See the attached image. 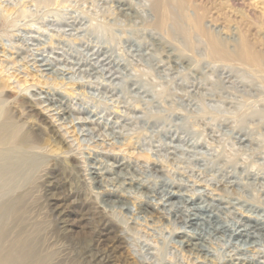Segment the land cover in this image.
Wrapping results in <instances>:
<instances>
[{"label": "rangeland", "instance_id": "rangeland-1", "mask_svg": "<svg viewBox=\"0 0 264 264\" xmlns=\"http://www.w3.org/2000/svg\"><path fill=\"white\" fill-rule=\"evenodd\" d=\"M60 1L0 0V112L30 138L0 143L3 247L38 264H264V0H169L166 20L165 0ZM244 40L260 66L235 57Z\"/></svg>", "mask_w": 264, "mask_h": 264}, {"label": "bare ground", "instance_id": "bare-ground-1", "mask_svg": "<svg viewBox=\"0 0 264 264\" xmlns=\"http://www.w3.org/2000/svg\"><path fill=\"white\" fill-rule=\"evenodd\" d=\"M169 3H170L169 0H167V1L165 0V2H164V5H165L164 6L165 15L164 16L165 17L164 16L162 17V18H164V20H166V17L169 14H171V12L169 11V9L171 8V7L169 8ZM170 5H171V3H170ZM180 6L183 7V4L180 3ZM158 8H159V6H158ZM163 14L164 13H162V15ZM172 17H173V14H172ZM204 18H205V16L203 14L198 13L195 15L194 18L191 19V23H192V26H193L195 31H198L202 35H205L207 37L208 33L206 31L207 29L204 26ZM171 20H173V19H170V21ZM208 37H209V41H210V45H211L210 46L211 56L213 58H218V59H220L221 57L222 58H226V57L228 58V56L225 55L226 53L224 54V49H223L224 46L216 38H214L212 36H208ZM235 57L238 58L239 60L243 61V62H246L247 64H251L254 67L260 66L261 58L255 54V52L253 51V48L250 46V44L246 40L242 41V43L240 44V46L237 50V53L235 54ZM41 63L42 62H40V64H39V67L41 69L40 72L48 71V69H45V67L46 66L48 67V65L47 64H41ZM42 69H44V70L42 71ZM1 84L2 83L0 81V89H2ZM42 95L43 94L39 93V95L36 99V100H38V105L42 106L44 109L46 108L45 110H47L49 112H52V111L57 112L59 120H61V117L64 116L65 113L67 114V112H66L67 110L62 108L63 101L61 99H53V98L49 97V94H45L44 96H42ZM0 117H1L0 118V143H4V142L9 143L10 142V144L11 143H13V144L17 143V145H27L29 143V140H30L29 135H27V134H21V136L18 135L19 134L17 131L18 129H15L13 124L10 121L11 120V112L9 110H6L5 112H2V110H1ZM70 117L71 116H68V118H70ZM20 131L21 130H19V132ZM15 153H16V151H15ZM96 176H98V174H96ZM127 184H129V183H127ZM208 222H213V221L210 220ZM191 223H193V222H191ZM262 224H263V226L260 229L264 230V222ZM223 229L224 228L216 227V231H222ZM253 230H254V232H257L259 229L257 226H254ZM184 234L185 235L182 237V238H184V240L182 241V245H186L187 243H189L191 241V238H195V237H191V235H189V234H186V233H184ZM3 235L4 234L2 232V229H0V238ZM192 245H191V247H192ZM195 245H198V244H194V246ZM233 260L234 259H230L226 263L227 264H243L244 263V262L236 263V262H233ZM38 262L39 261L36 260V256L32 251H29V250L24 249V248L23 249H15L12 246L6 250L5 247H3V243H0V264H38Z\"/></svg>", "mask_w": 264, "mask_h": 264}]
</instances>
